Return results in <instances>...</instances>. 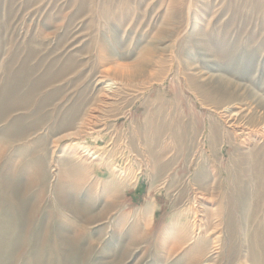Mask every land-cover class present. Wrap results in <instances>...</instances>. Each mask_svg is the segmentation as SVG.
I'll use <instances>...</instances> for the list:
<instances>
[{"label": "rangeland", "instance_id": "obj_1", "mask_svg": "<svg viewBox=\"0 0 264 264\" xmlns=\"http://www.w3.org/2000/svg\"><path fill=\"white\" fill-rule=\"evenodd\" d=\"M263 7L264 0H0V97L9 70L23 62L33 71L27 87L53 79L36 98L44 110L28 113L23 139L1 135L7 125L0 124V204L8 178L27 207L26 230L17 209L13 232L0 230V264H248L244 233H264ZM145 47L156 50L148 71L122 77L119 65L138 63ZM105 72L121 84L113 100L104 98ZM185 78L204 85V93L225 86L238 95L235 107L249 114L240 127L253 136L235 137L217 110L225 103L207 99L202 106ZM72 112L79 122L89 114L80 129L85 138L54 130ZM76 143L101 157L93 169L63 162ZM203 167L204 191L196 184ZM111 169L126 173L123 185ZM60 171L66 184L57 182ZM229 174L245 193L240 208L228 198ZM62 192L85 216L67 210ZM107 205L112 211L100 214ZM185 232L188 239L207 236L208 247L194 250L193 238L179 247Z\"/></svg>", "mask_w": 264, "mask_h": 264}, {"label": "bare ground", "instance_id": "obj_2", "mask_svg": "<svg viewBox=\"0 0 264 264\" xmlns=\"http://www.w3.org/2000/svg\"><path fill=\"white\" fill-rule=\"evenodd\" d=\"M264 8V7H263ZM257 9V8H256ZM257 11V10H256ZM173 13L170 12V13H167V19L170 17L171 18V15ZM204 29V28H203ZM154 46V45H153ZM156 51V50H155ZM154 50H152L150 47H145V50L143 51L142 53V56L138 59V63L134 64V65H130V66H121L119 65L120 67H118L117 69H119L121 72V76L122 77H126L128 79H133V78H138L140 75H142L148 68V66H150L152 64V62L155 60V53ZM18 57V56H17ZM113 57V56H112ZM17 60V59H16ZM28 61V60H26ZM31 61V59L29 60ZM18 62V61H17ZM16 63V62H14ZM30 63V62H28ZM155 64V63H154ZM14 65V64H13ZM26 63H22V66L17 70H9V68L7 70L10 71L9 73V76L7 78V84L4 88V91L3 93H1V97H0V124H6L7 125V128L5 130H3V132L1 133L2 134H5L6 132L7 133H10L12 134V137H14L15 139H23L27 134V115L28 113L30 112L31 108H35L37 106H39V109H40V112L41 110L46 107L45 106V101H38L36 100V98L41 94L42 90L44 89V87H46L47 85L49 86V82L53 79H51L50 77H45L43 79H41L40 81L42 82H36L34 85H31L29 87H27L26 85H28V82L32 76V70H26ZM8 66H11V65H8ZM66 66V65H65ZM12 67V66H11ZM39 68V67H38ZM63 68V67H62ZM13 69V68H12ZM65 69V68H63ZM63 69H61L60 73L57 72L59 74V76L62 74V71ZM46 71H50L49 69L46 70ZM148 71V70H147ZM151 71V70H150ZM51 72V71H50ZM66 72H67V69H66ZM104 72V71H103ZM46 74H48L47 72H45ZM148 73V72H147ZM57 74V76H58ZM106 75L104 76H101L102 77V80L101 82L104 84V90H105V96L104 98L106 99H109V100H113L116 96H117V93H118V89H121V84H120V81L119 80H111V79H108L107 77V74L108 72H105ZM53 75V74H52ZM64 75V73L62 74ZM109 75V74H108ZM150 75V74H149ZM146 76V75H145ZM149 77V76H147ZM33 78V77H32ZM31 78V79H32ZM56 78V76H55ZM104 79V81H103ZM186 79V78H185ZM100 80V79H99ZM151 80V79H150ZM156 80V79H155ZM187 81V79H186ZM225 83H227V86L230 85V81H227V80H224ZM110 82V83H109ZM152 82V81H151ZM150 82V83H151ZM183 82V81H182ZM144 83V81H143ZM226 85V84H225ZM146 86V84H145ZM186 88L191 90L193 92L194 95L197 96V98H199L200 102H201V105L204 106V100L208 101L209 102H212L214 103L215 105L217 106H221V103H225V105H228L227 107H216V108H220V109H217V110H220L219 112V115L221 116V121L222 123L224 122L227 126V128L229 130H231L233 132V135H235V137H241V136H245L246 137H250L253 136V132L254 130H251L250 129H246L245 127H240L241 126V123L239 122L240 119H243L244 117H247L249 114H247V110L248 109H244L243 107H239V108H236L235 106V103L237 100H239V97L238 95H234L230 92L228 93H225V90H224V87L223 86H220L218 89L219 90H216L217 92H214L213 90L210 91V92H205L204 93V85H201V84H197L196 83V79H192V78H189L187 83H186ZM101 87V86H100ZM226 88V87H225ZM210 89V88H209ZM103 90V91H104ZM43 93V92H42ZM104 93V92H103ZM49 98H51V96H49ZM104 100V99H103ZM104 102V101H103ZM107 102V101H106ZM47 103V101H46ZM232 103H234V105H232ZM103 105V104H101ZM222 105V106H223ZM238 107V106H237ZM105 108V107H104ZM110 108V107H109ZM77 109V108H76ZM96 109V108H95ZM44 110V109H43ZM15 112H25V115H19V116H14L13 114ZM78 112V110H77ZM73 113V112H72ZM79 113V112H78ZM250 113V112H249ZM81 114V113H80ZM89 115V114H88ZM88 115H86V117L83 119V121L80 120L79 122V115L77 113H73V115L69 116L68 113L64 116V119L62 118L56 125V127L54 128V130H58L60 131V133H65V132H70L68 133L67 135H65L64 137H67L69 138L70 140L72 139L73 141L74 140H79L80 137L82 138H85L86 136L82 135L81 134V127L86 123V119L88 117ZM91 116V115H90ZM97 117V116H96ZM94 117H91V119H93ZM100 118V117H99ZM95 119V118H94ZM174 119V118H173ZM251 119V118H250ZM89 121V120H87ZM101 121V120H99ZM83 122V123H82ZM90 122V121H89ZM92 122V121H91ZM146 122V121H145ZM195 122V121H194ZM213 122V121H212ZM242 122V121H241ZM248 122V121H247ZM78 123L79 125L82 123V125H80V128L78 130H76V128L78 127ZM94 123V121H93ZM96 123V122H95ZM100 123V122H98ZM196 123V122H195ZM89 124V123H88ZM76 125V126H75ZM90 125V124H89ZM172 125V124H171ZM178 125V124H177ZM187 125V124H186ZM190 125V123H189ZM245 125V124H244ZM261 125V124H260ZM54 126V125H53ZM26 127V128H25ZM37 127V126H36ZM35 127V128H36ZM86 127V126H85ZM98 127V126H97ZM144 127V126H143ZM189 127V126H188ZM191 127V126H190ZM213 128H211V130L209 129L210 131V141L212 143H215L217 141V130H216V127L213 125L212 126ZM173 128V127H172ZM88 129V128H87ZM91 129V128H90ZM147 129V128H146ZM153 129V128H152ZM163 129V128H162ZM184 129H187V128H184ZM72 130H74L73 132H71ZM157 130V129H156ZM190 130V129H188ZM85 131V130H84ZM147 131V130H146ZM165 131V130H164ZM175 131V130H174ZM178 131V130H177ZM187 131V130H186ZM239 132V133H236ZM189 133V132H188ZM187 133V134H188ZM192 133V132H191ZM231 133V132H230ZM182 134V132H181ZM252 134V135H251ZM60 135V134H59ZM92 135V134H91ZM163 135V134H162ZM172 135V134H171ZM174 135V134H173ZM189 135V134H188ZM264 134H261L260 136H263ZM143 136V134H142ZM154 136V135H153ZM177 136V135H176ZM232 136V135H231ZM63 137V138H64ZM156 138V137H155ZM163 138V136H162ZM173 138V137H172ZM176 138V137H175ZM179 138V136H178ZM231 138V137H230ZM174 139V138H173ZM238 139V138H237ZM68 140V139H67ZM230 140V139H229ZM154 141V140H153ZM156 141V140H155ZM158 141V140H157ZM156 141V142H157ZM161 141V140H159ZM177 141V140H175ZM85 142V140H84ZM110 142V141H109ZM74 143V142H73ZM155 143V142H154ZM159 143V142H158ZM174 143V142H173ZM235 143V142H234ZM77 144V143H76ZM175 144V143H174ZM223 144V143H222ZM233 144V143H232ZM238 144V143H237ZM78 146V150H73V154L74 155H69L66 158H64V161L63 162H67L68 164H70V166L73 164L74 166H78L80 165L82 167L81 171H84L86 172L88 169H93L95 167V165L93 164L94 161L95 162H98L100 161V156L99 154H97L96 152L97 151H94L93 149H91L90 147L88 146H83V145H79V143L77 144ZM150 145V143H149ZM153 145V144H152ZM180 145V144H179ZM214 145V144H213ZM154 147V146H152ZM204 146H202L203 148ZM75 149V147H74ZM108 149V148H107ZM258 149V148H257ZM142 150V149H141ZM156 150V148L154 149ZM146 151L149 152L150 151V148L149 147H146ZM158 151V150H157ZM100 152V151H99ZM98 152V153H99ZM180 152V151H178ZM153 153V152H152ZM252 153V152H251ZM150 154V153H149ZM148 154V155H149ZM158 154V153H157ZM156 154V155H157ZM202 154V153H201ZM243 154V153H242ZM160 155V154H159ZM163 155V154H162ZM67 156V155H66ZM152 156V155H151ZM254 156V155H253ZM202 158L204 156H201ZM119 158V157H118ZM155 158V157H154ZM158 159V158H157ZM155 160V159H154ZM62 162V163H63ZM72 162V164H71ZM87 162V166H85L84 164ZM250 162V161H249ZM252 162V161H251ZM254 163V162H253ZM261 164V163H260ZM123 165V164H122ZM239 165V163H238ZM256 165V164H255ZM110 169V165H108ZM163 168L165 165H162ZM232 166V165H231ZM252 166V165H251ZM249 166V167H251ZM93 167V168H92ZM155 167V166H154ZM202 167V166H201ZM258 167H259V164H258ZM117 168V167H116ZM166 168V167H165ZM164 168V169H165ZM254 168V166H253ZM119 169V168H117ZM255 169V168H254ZM257 169V167H256ZM111 173L113 174L112 176L110 177H117V181H115V184L116 186H119L118 184L120 183V186L124 184V181L126 180V173L122 170H115V169H111ZM157 171L159 169H156ZM155 170V171H156ZM250 170L252 171V169L250 168ZM156 171V172H157ZM250 171V172H251ZM258 171V170H257ZM260 171V170H259ZM41 172V171H40ZM204 167L198 171V174H197V178L199 180V182H197L196 180V184L204 191V178L206 179L205 177V173H204ZM236 172V171H235ZM153 173V172H152ZM159 173V172H158ZM157 173V174H158ZM231 173V172H229ZM249 173V172H248ZM209 174V173H208ZM159 175V174H158ZM236 175V173H235ZM241 175V174H240ZM213 176V175H212ZM219 176V175H218ZM229 177H231V179H228V184L227 186L230 187L231 189V196L232 197H228L230 199V201L232 200V204L231 205H234L236 207H239L240 208V203L242 201V206H243V202H244V195L245 193L240 190V188L236 187V181L239 179L236 178V177H233V175H228ZM254 176V175H253ZM258 177V175H256ZM264 177V176H263ZM53 178V177H52ZM119 178V179H118ZM211 178V177H209ZM251 178H252V174H251ZM122 179H124L122 181ZM213 179V178H212ZM237 179V180H236ZM70 181L67 177V174H66V171L64 172H61L58 173V179H57V182L59 184L65 182V184L67 183L66 182ZM255 180V179H254ZM216 181V180H215ZM111 182V181H110ZM111 183H114V182H111ZM156 183V182H155ZM255 184V183H253ZM5 186V184H4ZM209 186V185H208ZM239 186V185H238ZM58 187V185H57ZM264 187V186H263ZM253 188H254V185H253ZM67 197H69V185L67 186H64L63 187ZM255 189V188H254ZM23 191V190H22ZM253 191V190H252ZM250 192V191H249ZM5 193H6V196H7V199L5 201H2V203L0 204V230H3L5 231L6 233L10 232L12 233L13 232V219H12V216H13V213L14 211L17 209L18 211V221L20 222V226L22 229H25L26 230V222H25V217L27 215V207H26V204L23 200L20 199V189L19 187H15L13 186L12 183H10V180L7 178L6 180V187H5ZM80 193V192H79ZM254 193V192H253ZM25 194V192H24ZM89 194H91V192H84L83 196H88ZM60 197L62 198V201H64V205L67 207V210L72 212L74 215L76 216H81L82 217V214L83 216H85V212L87 210H84L82 209L79 205H76V204H69L68 201H66L65 199V194L62 192V194H59ZM202 195V194H201ZM12 203L13 205L16 207V208H13L12 207ZM196 203V202H195ZM250 203V202H249ZM263 204V203H262ZM229 205V204H228ZM250 205V204H249ZM248 205V206H249ZM198 206V205H197ZM250 207V206H249ZM238 208V209H239ZM250 208L247 209V212H249ZM3 211L6 212V214L4 216H2V213ZM90 211H91V208H90ZM110 211H112V205H107L105 206V208L103 209V211L100 213V214H108ZM192 212V211H191ZM263 212H264V209H263ZM198 211L195 210L194 214L197 215ZM246 213V212H245ZM88 214V213H87ZM98 215V216H102V215ZM193 214V213H192ZM93 216V215H92ZM90 215V217L88 218L89 221L93 220L95 217H92ZM99 217V218H100ZM246 218V217H245ZM95 220V219H94ZM201 222V221H200ZM207 222V221H206ZM245 222V221H244ZM227 223V222H226ZM92 224V223H91ZM207 225V224H206ZM12 226V227H11ZM194 226V224H193ZM198 226V225H197ZM200 226V225H199ZM247 226V225H246ZM245 226V227H246ZM251 226V225H250ZM72 227V226H71ZM199 228V227H198ZM195 229V227H194ZM205 229V228H204ZM66 230V229H65ZM246 230V228H245ZM244 230V231H245ZM256 230L259 232V234L261 236L258 235V232H256ZM207 231V230H205ZM250 231V230H249ZM200 232V230H199ZM255 232L256 234H254L252 237H250L248 234L246 235L244 233V236H243V242L245 241L247 243V246L245 247L246 248V260L248 262V264H264V233L260 230L258 227L255 228ZM185 236L187 235L186 238H183L181 241H180V244L178 243L179 247H181L182 245H185L187 243V241H192V238L189 237L188 239V233L185 232ZM208 233V232H207ZM206 234V233H205ZM204 234V235H205ZM198 235V234H197ZM196 236V235H195ZM1 237V236H0ZM207 237V236H206ZM206 237H203L201 235H199L198 237H194V241H193V244H197L196 246V249L194 250H202V247L203 245L205 246L204 247V250L205 248L208 247V244L206 243L205 240H207ZM250 237V238H249ZM18 239V238H17ZM235 239L237 241V237L234 236V235H230V239L228 240L230 242V244H233L235 245ZM178 242V241H176ZM5 243V242H4ZM175 243V242H174ZM62 245V244H61ZM22 246V245H21ZM71 245H68V247H70ZM174 246V245H173ZM227 246V243L224 245V247ZM20 247V246H19ZM179 247H173L172 249L175 251V250H179ZM259 247L260 248V253H261V256L258 255V253H256V248ZM13 248V247H12ZM241 248V247H240ZM128 249V248H127ZM5 250V249H4ZM256 250V251H255ZM258 252V251H257ZM174 253V252H173ZM172 253V254H173ZM214 255V254H213ZM14 257V256H13ZM24 260V259H23Z\"/></svg>", "mask_w": 264, "mask_h": 264}]
</instances>
